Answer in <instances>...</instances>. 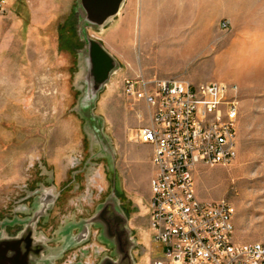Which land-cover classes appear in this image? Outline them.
<instances>
[{
  "label": "rangeland",
  "instance_id": "374dc122",
  "mask_svg": "<svg viewBox=\"0 0 264 264\" xmlns=\"http://www.w3.org/2000/svg\"><path fill=\"white\" fill-rule=\"evenodd\" d=\"M177 8L188 15L182 24L156 32L152 14ZM88 38L116 62L97 96L87 88ZM139 72L238 87V155L198 165L196 191L235 205L238 240L264 241V0H125L101 28L85 23L80 0H17L0 26V236L32 230L40 264L75 254L71 264H99L108 248L115 258L104 224H94L110 203L126 210L136 264L157 254L153 147L136 139L147 110L123 93L124 78ZM97 167L101 193L87 180Z\"/></svg>",
  "mask_w": 264,
  "mask_h": 264
},
{
  "label": "built area",
  "instance_id": "2783aa9c",
  "mask_svg": "<svg viewBox=\"0 0 264 264\" xmlns=\"http://www.w3.org/2000/svg\"><path fill=\"white\" fill-rule=\"evenodd\" d=\"M15 1L0 0V26ZM123 93L147 110L136 139L153 147L149 228L159 250L151 264H264V241L236 236L235 205L202 199L195 185L198 165L238 155V87L139 72L124 78Z\"/></svg>",
  "mask_w": 264,
  "mask_h": 264
},
{
  "label": "water",
  "instance_id": "95a60500",
  "mask_svg": "<svg viewBox=\"0 0 264 264\" xmlns=\"http://www.w3.org/2000/svg\"><path fill=\"white\" fill-rule=\"evenodd\" d=\"M85 23L101 28L121 10L125 0H80ZM88 52L91 65L87 66L89 80L87 88L93 96L108 82L115 70V58L96 39L88 38ZM104 240L114 247L115 258L106 256L99 264H136L133 248L140 246L138 241L129 237L125 241L119 234L104 224ZM44 247L35 241L32 230L17 236H0V264H40Z\"/></svg>",
  "mask_w": 264,
  "mask_h": 264
},
{
  "label": "flooded vegetation",
  "instance_id": "af4514ba",
  "mask_svg": "<svg viewBox=\"0 0 264 264\" xmlns=\"http://www.w3.org/2000/svg\"><path fill=\"white\" fill-rule=\"evenodd\" d=\"M101 176H102V173H101L100 169L97 167L93 171L92 175L89 176L88 179H87L88 183L90 185H92V186H95L97 191H99L100 193L105 190V187L103 185H101V184L100 185H96L95 182ZM87 190L89 191V188H87ZM49 193L47 195H45V198H48L50 196ZM125 211H124V213H122L118 209L117 203H110L109 205L103 207V210L101 211V214L99 215L100 216L99 219L95 220L94 224L95 223H103V224L109 226L112 232L119 234L118 236L120 237V239L125 241L129 237V229H128V225H127L128 217H127V214H126ZM19 231L20 230H18L16 232V234H14V235L17 236ZM83 249L84 250L87 249V243H86L85 246H83ZM97 252H98V254L102 253L101 250H97ZM109 252H111V250L108 248V252H107L106 256L112 257V256L109 255ZM76 258H77V254H75L73 256V259H71V260L69 259L68 262H66V264L73 263ZM76 264H92V263L90 261L85 260L83 262L76 263Z\"/></svg>",
  "mask_w": 264,
  "mask_h": 264
},
{
  "label": "crops",
  "instance_id": "0c3cea01",
  "mask_svg": "<svg viewBox=\"0 0 264 264\" xmlns=\"http://www.w3.org/2000/svg\"><path fill=\"white\" fill-rule=\"evenodd\" d=\"M187 13H185V11H183L181 8H177V9H175L173 12H170V13H166V14H162V24L163 23H166V24H175L176 25V27H178V25L180 24H182V18H183V16H188V15H186ZM168 17H170V20L171 19H174L175 20V23H172V22H168L167 20H164V19H168ZM179 18V19H178ZM179 24H178V23ZM163 30V29H162ZM163 32H165V30L163 31ZM147 145H149V144H147ZM147 152H148V154H149V148L148 147H146V149H145ZM152 155H153V152H152ZM151 158H152V156H151ZM151 158H150V161H151ZM151 166H152V169H153V172H154V168H153V164H152V161H151ZM152 176H153V174H152ZM150 181H151V179H150ZM150 190H151V185H150Z\"/></svg>",
  "mask_w": 264,
  "mask_h": 264
},
{
  "label": "bare ground",
  "instance_id": "6f19581e",
  "mask_svg": "<svg viewBox=\"0 0 264 264\" xmlns=\"http://www.w3.org/2000/svg\"><path fill=\"white\" fill-rule=\"evenodd\" d=\"M162 14L160 13H153L151 18L152 26L155 27L156 32L162 29Z\"/></svg>",
  "mask_w": 264,
  "mask_h": 264
}]
</instances>
